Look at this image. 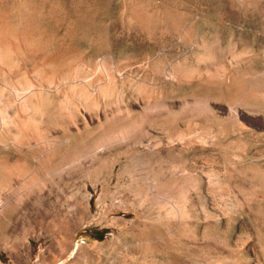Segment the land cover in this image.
I'll return each mask as SVG.
<instances>
[{"label": "rangeland", "instance_id": "rangeland-1", "mask_svg": "<svg viewBox=\"0 0 264 264\" xmlns=\"http://www.w3.org/2000/svg\"><path fill=\"white\" fill-rule=\"evenodd\" d=\"M0 113V264H264V0H0Z\"/></svg>", "mask_w": 264, "mask_h": 264}, {"label": "bare ground", "instance_id": "bare-ground-1", "mask_svg": "<svg viewBox=\"0 0 264 264\" xmlns=\"http://www.w3.org/2000/svg\"><path fill=\"white\" fill-rule=\"evenodd\" d=\"M9 123L11 124V122H9L8 120V117L0 113V124H2V126L5 125L7 127L9 126ZM36 126H38V123H36ZM111 133L109 132V134ZM126 136H127V131L117 132L112 137V139L107 140V142H105L104 140L105 144H103V146H106V145L109 146L114 141H117V142L119 140L122 141V139ZM6 137H7L6 139H12L14 136L13 137L9 136V132H7ZM35 141L36 142L34 145L30 144L29 140H26V141L22 140L21 143L22 145L27 146L26 151H29V150L36 151L39 154L44 152L47 145L49 144L47 137L40 132H38L37 137L35 138ZM100 144L102 143L101 142L97 143L95 147L97 146V149L102 147ZM45 156L51 160V164H49L48 166L45 165V167L43 166L46 170V173L52 172L54 173V175H58V176L62 174L61 172H62L63 166L65 165L64 158H59L58 160L54 161L52 154L51 156L50 154H47ZM32 180H33V177L31 176L30 171H28L26 166L23 164L20 165V164L15 163L12 166L7 165V166H2L0 168V220H2V218H7L10 220L14 217V213H13L14 207L20 204L19 202H21L22 200V198L19 197L20 192L22 191V189L29 186Z\"/></svg>", "mask_w": 264, "mask_h": 264}]
</instances>
